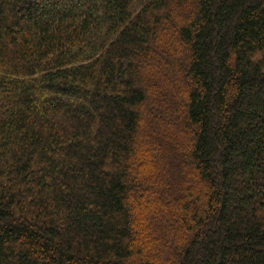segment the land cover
Here are the masks:
<instances>
[{"label": "trees", "instance_id": "1", "mask_svg": "<svg viewBox=\"0 0 264 264\" xmlns=\"http://www.w3.org/2000/svg\"><path fill=\"white\" fill-rule=\"evenodd\" d=\"M0 264H264V0H0Z\"/></svg>", "mask_w": 264, "mask_h": 264}]
</instances>
